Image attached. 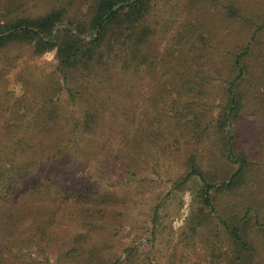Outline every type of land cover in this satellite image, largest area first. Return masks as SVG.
<instances>
[{
  "label": "trees",
  "instance_id": "trees-1",
  "mask_svg": "<svg viewBox=\"0 0 264 264\" xmlns=\"http://www.w3.org/2000/svg\"><path fill=\"white\" fill-rule=\"evenodd\" d=\"M47 3L0 0V264L46 255L61 214L85 232L57 264H122L83 243L122 216L113 174L131 180L157 155L185 157L183 183L200 180L188 227L209 231L213 262L264 264L258 203L234 202L264 189V0ZM48 53L50 70L18 72L20 96L3 88ZM201 158L235 169L222 178Z\"/></svg>",
  "mask_w": 264,
  "mask_h": 264
},
{
  "label": "rangeland",
  "instance_id": "rangeland-1",
  "mask_svg": "<svg viewBox=\"0 0 264 264\" xmlns=\"http://www.w3.org/2000/svg\"><path fill=\"white\" fill-rule=\"evenodd\" d=\"M27 1V8L32 10L31 12L41 13L48 8L47 0ZM28 58L29 56L27 60ZM27 60L20 61L18 67L10 68L3 78V88L5 86L14 96H20L23 92L16 77L26 62L37 67L44 66L47 70L55 64L54 53ZM204 148L206 149V146ZM208 161L203 160L204 170L223 174L222 178H228L227 174L231 173L232 168L235 169L234 165L225 162L224 165L228 167L223 168L216 166V162ZM185 175V157L175 159L168 155L146 159L140 175L131 180H128V177H114L113 174L109 190L115 191L121 197V204L114 208L122 216H119L120 220L116 226L107 224L105 228L97 230L85 239L83 247L87 255L91 249L97 248L102 249L105 260L119 261L122 264H216L210 258V241L214 238H210L209 231L201 227L196 233H192L188 227L197 210L196 194L201 183L198 178H194L184 184ZM259 189L252 191L254 195L238 197L234 202L240 206L258 203L259 216L264 221V189ZM230 197L223 195L220 198L224 204L231 201ZM123 201L126 203H122ZM216 217L218 213L213 214L212 219L215 222ZM59 220V226L54 229L57 237L54 247H51L46 255L39 253L40 250L37 249H24L21 252V260L27 264H57V250L64 249L63 243H69L67 250L73 246L75 235L85 232L79 224L64 214H61ZM18 236L24 237L23 232ZM258 241L260 246L264 245V239L259 238ZM227 249V241L221 238L217 253L225 255ZM261 255L264 257L262 251Z\"/></svg>",
  "mask_w": 264,
  "mask_h": 264
}]
</instances>
